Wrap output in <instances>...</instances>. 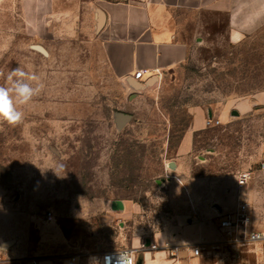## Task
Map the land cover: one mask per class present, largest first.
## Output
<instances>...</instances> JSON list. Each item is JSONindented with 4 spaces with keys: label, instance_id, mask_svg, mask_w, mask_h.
I'll return each mask as SVG.
<instances>
[{
    "label": "rangeland",
    "instance_id": "obj_1",
    "mask_svg": "<svg viewBox=\"0 0 264 264\" xmlns=\"http://www.w3.org/2000/svg\"><path fill=\"white\" fill-rule=\"evenodd\" d=\"M1 2L0 86L17 67L43 84L19 106L21 123L0 120V244L10 243L2 253L17 264H98L102 252L138 257L164 233L182 238L180 225L193 223L197 238L199 224L217 225L220 195L237 198L245 171L253 177L242 198L253 229L264 231V105L238 111L264 93V25L232 45L226 17H205L187 62L136 91L108 73L82 25L34 44L19 0ZM196 109L204 128L182 153ZM117 112L131 116L121 128ZM201 256V264H264V241Z\"/></svg>",
    "mask_w": 264,
    "mask_h": 264
},
{
    "label": "crops",
    "instance_id": "obj_2",
    "mask_svg": "<svg viewBox=\"0 0 264 264\" xmlns=\"http://www.w3.org/2000/svg\"><path fill=\"white\" fill-rule=\"evenodd\" d=\"M19 13L23 32L34 44L49 34L76 31L82 25L96 38L99 57L108 73L129 88L144 91L165 72L187 62L194 40L203 39L205 17H226V39L239 45L264 25V0H19ZM140 71L142 79L136 80L134 75ZM239 103V113H249L255 106L264 105V93ZM203 114V110H195L191 129L179 147L182 153L193 134L203 130ZM235 195V191L226 198L220 195L216 216L234 209ZM189 226L193 227V223L178 227L183 232L185 228L186 236L182 238L168 233L159 236L155 249L135 256L136 264H201L202 256L195 257L191 247L218 242L221 235L217 225L202 223L196 226L199 232L195 238ZM2 245L0 264H17L9 254L1 252L8 248Z\"/></svg>",
    "mask_w": 264,
    "mask_h": 264
},
{
    "label": "built area",
    "instance_id": "obj_3",
    "mask_svg": "<svg viewBox=\"0 0 264 264\" xmlns=\"http://www.w3.org/2000/svg\"><path fill=\"white\" fill-rule=\"evenodd\" d=\"M143 72H137L134 75L136 80H141ZM211 124V120L206 122ZM252 171L241 172L236 176V193L237 200L233 211L219 214L217 216V228L221 235V241L215 243H202L192 246V252L195 257L201 255L202 251L211 248L223 246H245L264 241V231H256L253 229L251 218L250 204L242 198L244 189L252 180ZM51 216V213L48 214ZM155 249L156 246H151ZM71 261H75L72 259ZM98 264H136L135 254L132 250L120 249L102 252L97 260Z\"/></svg>",
    "mask_w": 264,
    "mask_h": 264
},
{
    "label": "clouds",
    "instance_id": "obj_4",
    "mask_svg": "<svg viewBox=\"0 0 264 264\" xmlns=\"http://www.w3.org/2000/svg\"><path fill=\"white\" fill-rule=\"evenodd\" d=\"M7 80L11 82L10 86H0V120L14 126L24 119V113L19 110V106L28 104L38 95L43 84L40 83L38 75L28 74L20 67L14 68Z\"/></svg>",
    "mask_w": 264,
    "mask_h": 264
},
{
    "label": "water",
    "instance_id": "obj_5",
    "mask_svg": "<svg viewBox=\"0 0 264 264\" xmlns=\"http://www.w3.org/2000/svg\"><path fill=\"white\" fill-rule=\"evenodd\" d=\"M34 49L44 55H47L46 51L41 46H34ZM115 122L119 128L123 127L130 119L131 116L123 113H116L115 115ZM171 167H174V164H171ZM10 243H5L2 245V248L9 247Z\"/></svg>",
    "mask_w": 264,
    "mask_h": 264
}]
</instances>
